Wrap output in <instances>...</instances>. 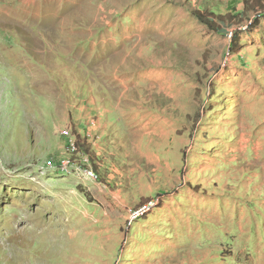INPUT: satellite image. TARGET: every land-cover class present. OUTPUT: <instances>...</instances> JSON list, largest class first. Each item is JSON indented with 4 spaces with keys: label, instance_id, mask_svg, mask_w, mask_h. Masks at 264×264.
Returning <instances> with one entry per match:
<instances>
[{
    "label": "rangeland",
    "instance_id": "374dc122",
    "mask_svg": "<svg viewBox=\"0 0 264 264\" xmlns=\"http://www.w3.org/2000/svg\"><path fill=\"white\" fill-rule=\"evenodd\" d=\"M196 11L226 16L227 33ZM259 11L0 0V264H264ZM89 126L95 146L78 142L99 179L46 166L61 130Z\"/></svg>",
    "mask_w": 264,
    "mask_h": 264
},
{
    "label": "built area",
    "instance_id": "2783aa9c",
    "mask_svg": "<svg viewBox=\"0 0 264 264\" xmlns=\"http://www.w3.org/2000/svg\"><path fill=\"white\" fill-rule=\"evenodd\" d=\"M264 14V11L257 12L256 15ZM252 24V20H248L241 29H248ZM93 130L91 126L87 127L84 132L80 129L76 128V133L71 130V128H65L60 131V135L64 139V144L66 146L65 151L59 152L55 159L52 158L48 160L46 166L58 167L61 172H70L74 170H82L86 172L88 175L92 176L95 179H99V175L95 169V165L93 162V155L90 153L89 148L87 146L82 147L78 138H81L83 143L86 145H91L95 143V140L98 136L93 134ZM48 164V165H47ZM159 204V199L151 198L144 203L140 204L136 208L129 211L127 222L130 226L135 220L141 218L148 212L152 211Z\"/></svg>",
    "mask_w": 264,
    "mask_h": 264
},
{
    "label": "trees",
    "instance_id": "16d2710c",
    "mask_svg": "<svg viewBox=\"0 0 264 264\" xmlns=\"http://www.w3.org/2000/svg\"><path fill=\"white\" fill-rule=\"evenodd\" d=\"M210 13L211 14H204V13H199L196 11L195 15L198 17L200 21L205 23L211 30H214L217 33H227V30L225 28V25L227 24L226 23L224 24V18L226 16H222L220 14H214L213 12H210ZM234 15L235 14H233V17H235ZM237 39H238V36L234 35L233 40L236 41ZM233 46H235V42L233 43Z\"/></svg>",
    "mask_w": 264,
    "mask_h": 264
},
{
    "label": "crops",
    "instance_id": "0c3cea01",
    "mask_svg": "<svg viewBox=\"0 0 264 264\" xmlns=\"http://www.w3.org/2000/svg\"><path fill=\"white\" fill-rule=\"evenodd\" d=\"M78 128V127H77ZM79 129V128H78ZM95 146V143L94 144H92V146L91 147H94Z\"/></svg>",
    "mask_w": 264,
    "mask_h": 264
}]
</instances>
